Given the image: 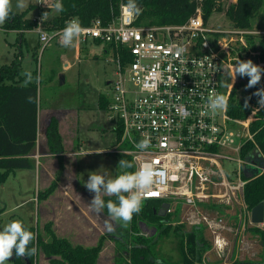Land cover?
Masks as SVG:
<instances>
[{
    "label": "built area",
    "instance_id": "obj_1",
    "mask_svg": "<svg viewBox=\"0 0 264 264\" xmlns=\"http://www.w3.org/2000/svg\"><path fill=\"white\" fill-rule=\"evenodd\" d=\"M202 1L197 0L186 22L171 25H139L138 15L123 11L126 3H122L119 15L109 24L96 19L81 25L85 32L78 40L100 41L117 63L108 108L110 118L123 126L118 152L132 157L134 171L151 165L165 172L144 200L168 203L166 214L179 211L182 221L204 226L213 248L224 251L230 233L242 245L252 243L245 235L254 223L244 200L248 182L244 167L260 162L240 156L237 168L225 169L224 161L231 159L226 150L240 153L245 140L253 138L249 126L254 114L239 122L249 132L243 139L229 123L227 111L215 116L206 113L207 98L213 92L229 97L230 88L226 92L222 88V75L229 67L231 44L244 42L246 34L264 31L210 27L203 19ZM43 13L35 18L42 31L34 28L41 49L55 38L60 40L62 30H47L49 15L41 24ZM119 48L132 58L123 63ZM146 136L151 147L136 149L135 143Z\"/></svg>",
    "mask_w": 264,
    "mask_h": 264
},
{
    "label": "trees",
    "instance_id": "obj_2",
    "mask_svg": "<svg viewBox=\"0 0 264 264\" xmlns=\"http://www.w3.org/2000/svg\"><path fill=\"white\" fill-rule=\"evenodd\" d=\"M60 2L64 11L45 22V28L49 31L63 29L66 21L73 17L78 18L82 26H88L96 19H100L105 25L109 24L119 15L121 4L127 3V0H60ZM222 2L223 0L202 1L205 24L208 25L214 12L223 10ZM137 3L142 9L136 22L139 25L182 24L194 14L197 7V0H137ZM263 7L264 0H235L228 4L225 14L234 28L253 30L254 21ZM14 13L3 28L7 31H18L23 40L25 32L34 29L37 21L35 18L27 17V11ZM244 39L246 41L244 45H241L239 40L231 44V49L234 45L233 52H237L243 59H251L264 68V33L246 34ZM118 51L122 54L123 63L132 58L128 51L122 48ZM20 56L21 53H15L10 63L0 64V182L17 169L35 167L30 155L34 153L38 144L39 84L33 81L27 87H22L25 77L22 75L24 70ZM55 73L56 69L53 70L52 77ZM32 74L35 77L38 71L34 70ZM244 84L241 79L231 87L227 116L229 123L237 126L239 122L246 121L254 114L249 126L253 138L245 140L240 156L244 161L250 159L261 163L264 160V107H258L259 97L252 94L257 89L264 88V74L255 87L242 89ZM29 96L33 97V103L27 102ZM98 103L100 108H107L110 99L100 94ZM114 131L119 142L123 133L120 120L116 122ZM45 136L48 151L58 156L60 167L51 185L38 193V197L43 199L57 188L64 169L62 154L65 152V146L57 117H51ZM119 158L133 163L130 155L119 153ZM134 170L135 167L128 169ZM103 198L105 202L109 199L116 202L114 196ZM244 200L249 211L264 201V171L248 178ZM161 207L160 200L143 201L141 211L133 216L129 227L118 223L116 235L109 232L102 234L97 243L91 246L74 243L67 237L57 235L52 229L51 222L46 223L44 227L50 235L48 239L37 229L26 226L37 234L36 241L29 247L37 246L38 251L41 250L49 258L50 264H98L107 240L111 239L116 242L115 260L120 261L119 264H208L205 262V254L212 248V238L206 228L192 225L188 227L189 224L181 220L179 211L175 214L160 215ZM103 211L108 215L106 208ZM144 221L155 227L152 236L140 233V223ZM246 232L257 237L255 240L259 243L257 258L255 254L254 258H237L228 263L213 264H264V225H250ZM171 235L176 237L177 244L169 251H165L164 240ZM36 258L37 255L22 258L13 255L8 264H36Z\"/></svg>",
    "mask_w": 264,
    "mask_h": 264
},
{
    "label": "rangeland",
    "instance_id": "obj_3",
    "mask_svg": "<svg viewBox=\"0 0 264 264\" xmlns=\"http://www.w3.org/2000/svg\"><path fill=\"white\" fill-rule=\"evenodd\" d=\"M16 2L17 0H12L14 11L16 13L27 11L26 14L29 18H36L39 12L43 13L44 11L49 12V18L59 14L54 8V0H43L45 4L38 3V0H28V7L23 11L15 9ZM230 2L232 0H223V10L212 14L208 23L210 27L222 30L233 27L225 14ZM253 30L256 32L264 31V7L259 11L254 21ZM58 41L55 38L45 49H41L39 33L36 30H27L22 40L16 30L7 31L2 25L0 26V64L10 63L15 53H21L23 70L38 71V74L42 77L39 83L41 112H47V108L53 109V112L57 114L54 116L58 119L60 118L59 128L62 138L65 141L67 150L74 153L72 156L71 154L69 155L70 163L74 167L77 165L79 169L77 172L79 184L85 187L84 183L88 180L89 173L99 170L101 166L107 169L109 176L112 177H115L120 172V169L117 168L120 161L118 153L120 147L114 131L115 121L110 118L111 112L109 108H100L98 103L100 94L105 95L109 99L111 97V81L117 78V63L108 51L105 52V44H97L91 39H88L87 42L77 39V41H80L78 45L64 48ZM244 42H246L245 39ZM244 42L240 44L244 45ZM233 46L228 60L229 67L224 70L222 75L224 92L232 87L229 77L231 67L238 59L248 60V58H241L237 52H233ZM66 52L69 54L67 57L74 64L70 69L60 72L59 68ZM76 55L78 57H75ZM255 64L258 65V63ZM54 69L57 70V73L53 74L52 77ZM61 73H65V81L61 80ZM241 79L245 82L244 86L241 87L243 89L246 87L249 78L247 76H237L234 84H237ZM236 128L237 132L244 136L243 139L248 137L246 135L249 132L245 124L238 123ZM77 142L83 143L82 148L77 147ZM42 149L46 150L43 147ZM226 155L231 159L224 161V167L228 172H231L239 166L240 153L234 149H228L226 150ZM43 162L44 158H41L40 164L34 170L31 168L17 169L9 174L3 182H0V230L6 223L17 219L21 220L25 226L33 227L34 229L45 224L43 215L44 199L38 197V193L45 190L43 184L45 178ZM104 169L99 171H104ZM63 172V178L75 177L73 170L72 174H70L71 176L63 174ZM77 189H80V186ZM85 198L78 192L76 200L86 209L89 208L87 211L89 212L88 215H90L91 207L89 203L88 206L85 205ZM92 215L95 225L91 231H88L86 227L87 232L96 231L94 235H97L100 230L104 234L108 233L104 223L108 218L102 217L94 211ZM112 223L115 231L118 223L122 224V222L116 221H112ZM129 226L130 224L127 225V227ZM115 231L112 234L116 235ZM140 233L152 236L155 230L153 226L148 225L144 221V223H140ZM227 238L228 244L224 251H217L212 246L206 252V263H228L237 258H254L255 254V258H257L259 243H256L257 237L250 232H247V241L250 239L251 244L242 245L235 240V236L231 233L227 234ZM164 243V250L169 251L172 246H176L177 239L171 235L164 240ZM115 247L116 242L114 240L108 242L106 248L107 252L111 254L108 255V258L104 254L99 264H114V260H112L114 251L112 252V250ZM38 253L36 264H39L43 259V256L40 255L43 252L39 250ZM116 263L119 264L120 261H116Z\"/></svg>",
    "mask_w": 264,
    "mask_h": 264
},
{
    "label": "clouds",
    "instance_id": "obj_4",
    "mask_svg": "<svg viewBox=\"0 0 264 264\" xmlns=\"http://www.w3.org/2000/svg\"><path fill=\"white\" fill-rule=\"evenodd\" d=\"M38 3H43V0H38ZM47 6L49 7V5ZM27 7L28 0H17L15 4V9L20 11H23ZM121 7L123 11L132 15H139L142 12L137 0H127V3ZM54 8L57 12L64 11L63 4L60 0H57ZM14 14L12 0H0V26L11 19ZM48 15L49 12L42 14L41 24L47 19ZM36 30L42 31V27L38 26ZM84 32L85 29L81 26L79 19L73 17L66 21V26L60 32L59 42L64 48H71ZM262 74H264V68L255 64L251 59H238L229 70L232 86L237 76H247L249 78L246 88H253L258 85L261 81ZM22 75L25 77L22 87H27L33 81L39 84L42 79L39 74L33 77L30 70H25ZM252 95L259 97L257 101L258 107H264V88L257 89ZM250 99L251 97L248 98V100ZM248 100L245 101V107L248 106ZM27 102L33 103V97H27ZM228 106V96L213 92L207 98L206 113L215 116L220 112H226ZM134 146L136 149L144 151L151 147V140L146 136L138 143H135ZM133 167L132 162L122 159L117 166L120 172L115 177L109 176L108 170L101 166L100 169H104V171H99V169L90 172L88 180L84 183L86 189L94 193L89 206L98 214L105 208L107 209L108 219L104 223L109 233L115 231L112 221L122 222L123 226L130 224L133 216L141 211L144 199L152 194L153 186L165 177L163 170L154 169L151 165L137 168L136 171H128V169ZM105 196L116 197V202L111 199L105 202L103 198ZM36 239L37 234L30 231L21 220L17 219L6 223L2 230H0V264H8L13 255L16 258L37 255L38 247L35 245L29 247Z\"/></svg>",
    "mask_w": 264,
    "mask_h": 264
},
{
    "label": "crops",
    "instance_id": "obj_5",
    "mask_svg": "<svg viewBox=\"0 0 264 264\" xmlns=\"http://www.w3.org/2000/svg\"><path fill=\"white\" fill-rule=\"evenodd\" d=\"M16 32L19 34L18 31ZM94 42L100 44L96 41ZM79 43L80 41L76 40L74 46L78 45ZM39 45H40V39H39ZM104 50L105 52H107L106 46L104 47ZM68 55H69L68 52L64 53L63 55L62 64L59 68L60 72L70 69L74 64L70 60V58L67 57ZM75 57H78V55H76ZM54 115L57 114L53 112V109L47 108V112L45 111L42 113L41 107H39L38 144L34 153L30 155V157L33 158L35 162V167L38 164H40L41 158H44V162L42 164L45 173V178L43 181L44 189L48 188L51 185V183L54 181V179L56 178V173L60 167L58 156L56 154L49 153L48 151L47 141L45 136L46 126L48 125L50 118L53 117ZM41 146L46 150H43ZM64 146H65V152L62 154V158L64 162L63 174H68L69 176H71L70 174H72V170H73L75 172V177L63 178L61 174V177L58 180L57 188L47 198H44L43 215L45 219V224L51 222L52 229L55 231L57 235L67 237L74 243H79L86 246L95 245L99 240V237L102 234H104V232L100 230L99 232H97V235H94L96 234V231L87 232L86 227L88 228V231H91L95 225L92 219L93 218L92 212L94 210L90 208L91 213L90 215H88L89 212L87 210H89V208L86 209L82 204H80L76 200L77 194L79 192V194L86 197L85 205L88 206V203L91 202L94 195L93 193L87 191L86 187H83L79 184L77 178V172L79 169L77 168V165H75V167L72 166L69 160V155L71 154L72 156L74 155V153L69 152L67 150L65 141H64ZM82 146L83 143L80 144L79 142H77L78 148H82ZM35 167L31 169L34 170ZM78 186H80V189H77ZM99 214L102 217L108 218V215H106L104 211H102ZM45 224H43V226L41 227H38L37 230L40 231L45 236L46 239H48L50 235L44 228ZM245 235L247 237L246 231H245ZM110 241L111 239L107 240V243L103 248L100 257L98 259V264L101 263V259L104 254L106 258H108L109 257L108 255L111 254L110 252H107V248H106L108 242ZM115 249L116 247L113 248L112 250V252L114 251L112 255L113 256L112 260H114V264H116ZM37 254L39 255V253ZM40 255L43 256V259L41 262H39V264H50L49 258L45 256L44 253H41Z\"/></svg>",
    "mask_w": 264,
    "mask_h": 264
},
{
    "label": "water",
    "instance_id": "obj_6",
    "mask_svg": "<svg viewBox=\"0 0 264 264\" xmlns=\"http://www.w3.org/2000/svg\"><path fill=\"white\" fill-rule=\"evenodd\" d=\"M60 78L62 81L65 79L64 73L60 74ZM264 170V160L261 161L258 165H251L247 164L244 167V173L245 176L248 178L254 177L260 173H262ZM168 203H163L162 207L159 210L160 215H165L166 214V209L168 207ZM251 220L254 224H263L264 223V201L260 202L256 206H254L251 210ZM155 229V227H154Z\"/></svg>",
    "mask_w": 264,
    "mask_h": 264
}]
</instances>
